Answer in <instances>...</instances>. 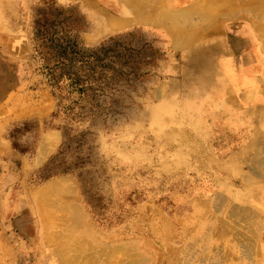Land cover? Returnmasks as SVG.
Masks as SVG:
<instances>
[{
	"label": "rangeland",
	"instance_id": "1",
	"mask_svg": "<svg viewBox=\"0 0 264 264\" xmlns=\"http://www.w3.org/2000/svg\"><path fill=\"white\" fill-rule=\"evenodd\" d=\"M236 3L195 0L189 35L182 25L176 36L193 38L203 23L217 30L174 48L165 28L141 24L89 37L96 26L80 0H0V264H61L56 250L68 252L69 242L84 239L90 247L95 232L113 244L160 232L189 234L191 242L202 233L214 242L200 253L189 245V264H264L251 236L252 258L239 253L236 231L224 220L250 234L234 224L228 206L223 212L202 202L212 191L251 182L253 119L243 111L249 106L240 110L228 102L230 84L217 65L232 52L220 47L224 55L212 54L198 70L191 61L227 37L226 29L239 33L249 43L245 51L251 50V34L241 22L222 19ZM53 7L73 14L72 32L84 48L110 49L122 71L106 79L95 108L64 110L69 97L57 96L42 68L34 20ZM51 160L72 168L48 174ZM196 200L200 205H193ZM69 206L83 215L77 227ZM144 247L147 256L157 252L156 246Z\"/></svg>",
	"mask_w": 264,
	"mask_h": 264
},
{
	"label": "bare ground",
	"instance_id": "2",
	"mask_svg": "<svg viewBox=\"0 0 264 264\" xmlns=\"http://www.w3.org/2000/svg\"><path fill=\"white\" fill-rule=\"evenodd\" d=\"M138 2L139 1H137V3ZM143 2L145 1L142 0L141 4ZM236 2H237L236 6H234L233 8H229L230 12L225 13L222 19L224 23L238 20V22H241L240 27L245 28L244 30H247L248 33L251 34L252 43H250L251 50H249V56H248L249 58L247 60V56L245 54L240 53L237 55L236 64L231 63L229 58L227 59L220 58L218 60V66L222 69L225 79L227 82H229L230 85L236 86L238 85V83L240 84L241 77L243 76L247 77L248 84H250V88H249L251 91L249 95L250 100L256 103L255 104L256 125L254 131L255 134L254 138H255V150L257 155H259L256 161L254 160L256 162L254 164H256L258 167L256 170L257 175L263 176L264 160L259 157L264 152V0H236ZM145 3L147 4V2ZM166 16L171 17L172 15L168 14ZM239 47L241 48V45ZM216 51H217L216 49H212L208 54L209 62L211 60L212 54H214ZM250 58L254 60V63L252 62L251 65H245V63H247L246 60L249 61ZM234 70L236 72H234ZM45 190L46 188L43 190V192ZM222 201H223V197L218 194L214 200L216 206L215 205L213 206L219 208ZM69 207H70L69 218L71 221V225L77 227L80 224V222H82L83 215L79 210V208L73 206H69ZM249 214H254V212L249 211L248 209H245L244 207H240V206H232L229 210V215L231 218L235 216L245 217L246 215L248 216ZM240 219L246 220L244 218H240ZM262 219L264 220V218ZM263 220H261V222ZM263 223L264 221L261 224ZM257 224L255 222L256 227ZM257 235L258 234H256L255 237H258ZM102 236L105 235L102 233L95 232L92 239L93 241L89 240L92 244L90 245V247L88 246L86 239L82 240L80 243L77 244L71 242L67 244L66 242V244L71 248V250H68V252L65 251V253L67 252V254L69 253L70 255L66 257L64 256L65 254L64 252L60 250H56V252L58 251L57 255H61L59 258V262L61 264H68L71 261L73 262L75 261V264H189L190 246L194 249L192 250L194 253L195 252L200 253V251H205L206 249L207 250L210 249L211 243L214 242V241L211 242L213 238L211 240V237H209V235H205L202 233H198V235H195L192 238L191 242H189V234H184V233H166V232H162V233L160 232L155 234L141 233V235L137 236L135 239H127L126 241L121 239L122 241L121 240L120 242L116 241V243L114 244L103 241V239H107V237L102 238ZM250 236L248 234H244L243 232L237 233L236 231V233L232 235V239L236 241L238 248H241L239 253L241 254L243 253L244 255L250 256L252 258L254 239L252 240ZM64 237L65 236L62 235V238ZM255 244L258 245L257 243ZM144 245H148L150 247L156 246L157 252H155L154 254L150 253L151 254L150 256L141 253V251H145L146 253H149L146 250L148 248L145 249ZM220 247L218 246L215 247L217 253H220L222 251ZM213 249L214 248H212V250ZM73 251L75 252V254H73ZM119 253H121L122 255ZM117 254L119 255L116 256Z\"/></svg>",
	"mask_w": 264,
	"mask_h": 264
},
{
	"label": "crops",
	"instance_id": "3",
	"mask_svg": "<svg viewBox=\"0 0 264 264\" xmlns=\"http://www.w3.org/2000/svg\"><path fill=\"white\" fill-rule=\"evenodd\" d=\"M99 1H103V0H80V2L82 3V7L87 11V14L91 20V23H93L96 26V32L92 36H89L92 38L99 37L100 35H103L106 32L109 33V32H113V31H119V30H124V29L130 28L133 24H141V25H145V26H153L156 28H162V27L165 28L166 33L172 39L173 47L177 48L178 46H175V43L178 41L185 42L181 46H184L185 44H188V43H195L196 41H198L200 39V37L203 38V37H205L206 34L215 32L217 30V28H216V29H214V31H211L210 27L207 28V26H205L203 23L201 25H198L197 31H196V36H194L193 38L189 39L190 36H185L182 38H179L176 36L177 30L179 28H181L182 25H183V28L187 31V34L189 35V8H190V5L195 2V0H148L150 2L149 4H146L145 2H147V1L143 0V1H145L142 3L143 5L141 4L142 0H137V1H139L138 3L136 0H111L115 3V6H111V4L106 3V5H107L106 8L104 6L102 7L98 3ZM166 5H169L172 8H169ZM116 7L119 9H117ZM120 9H122V10H120ZM113 11H114V13H113ZM164 12L169 13L172 16L171 17H165V16H163ZM182 13L186 14V15L185 16H178L177 15V14H182ZM226 30H225V33L227 34L226 35L227 37H225L221 41H216L215 43H210V46H209L208 50L206 51V54L194 55L191 58V61L193 64L192 65L193 69L198 70L199 68L202 67V65H200V62L206 61V58H208V54L210 53V51L212 49L217 50L215 53L220 52V53H223V55H224L223 49L222 48L220 49V47H222V46H224V47L227 46L229 51L232 52L231 55H233V56L231 58H229L231 63L236 64L237 52H239L238 54H240V53L245 54L247 56V60H248L249 51L246 52L245 47L249 46V43L245 39H241V37H239V33H237L236 31L230 30V33H228L229 29H226ZM240 45H241V48L239 47ZM243 49H244V51H243ZM241 50H242V52H241ZM227 54L230 55V53H227ZM223 58L227 59L224 56H223ZM194 59H196V60H194ZM247 60H246L247 63H245V65H251L252 62L254 63V60H252L251 58L249 59V61H247ZM234 72H236V71L234 70ZM237 73H234V74H237ZM228 87L231 89V92H229V95H228L230 97V100L228 102L231 105L235 106L236 108L237 107L240 108V110L243 109V107L245 105H246V107L249 106V108L244 109L243 111L244 112L245 111L250 112L252 119H253L252 151H251V156L248 158V166H249V172H250L248 175L251 178V182L249 184L245 183V184H242L240 186L239 185L238 186L230 185V186L223 188L219 191H212V194H213L212 197L207 198L206 200H204L202 202L205 204L215 205L214 200H215L216 196L219 194L223 197V201H222L220 207L218 208V211H223V208L227 207V206H228L227 207L228 210H230V208L232 206H240V207H244L245 209H248L249 211H253L254 214H250L246 217H238V218L233 217L231 219L233 220L235 225L239 226L240 228L242 227L241 229L244 230V232L247 231L251 235L252 238H254L256 241H258V247L259 248L257 251L259 253H264V223L261 224L264 221L262 219V218H264V207H263L264 206V175L263 176L257 175L256 170L258 167L256 164H254V163H256L255 161H256L257 157L259 156V155H257L256 150H255V138H254V136H255L254 131H255V125H256V122H255L256 121L255 120V117H256L255 104L256 103H254L253 101L250 100L249 95H250L251 91L249 89L250 84H248L247 77H244V76L241 77V83L240 84L238 83V85H236V86L229 85ZM239 91H240V94L237 93ZM234 94L239 95L238 96L239 98L234 97ZM226 109H228V108H226ZM224 110H225V108H224ZM228 110H230V109H228ZM231 136H233V135H231ZM259 158L264 160V152L262 155H260ZM248 175L246 174L245 178H247ZM255 176L257 177V179ZM200 202L201 201L196 200L193 205L198 206V205H200ZM260 217H262V218H260ZM228 218H229V216H228ZM240 218H244L246 220H241ZM239 220H241V221H239ZM261 220H263V221L261 222ZM224 221H225V225L227 224L228 227H230V225H231L230 229H235L234 232L239 229V228L237 229V227L233 226V224H231V223L230 224L226 223V220H224ZM236 221H239L241 226ZM248 221H251V225L248 223ZM254 221L256 222V224L257 223L259 224V225L257 224L258 228L255 226ZM214 222H216V221L213 220V222H211V223H214ZM218 222H219V220H218ZM213 225H210L209 227H212ZM246 225H248V228H250V229L245 230L243 227ZM260 226H261V228H260ZM219 227H220V225L218 224L217 228H219ZM225 227H224V229H225ZM238 231H240V229ZM240 232H242V231H240ZM256 234H258L257 235L258 237H255ZM259 261L261 262L262 259L261 260L256 259V263Z\"/></svg>",
	"mask_w": 264,
	"mask_h": 264
},
{
	"label": "trees",
	"instance_id": "4",
	"mask_svg": "<svg viewBox=\"0 0 264 264\" xmlns=\"http://www.w3.org/2000/svg\"><path fill=\"white\" fill-rule=\"evenodd\" d=\"M72 16L53 7L40 12L34 20L36 48L42 68L57 96L61 100L69 97L63 106L68 112H72L75 107L82 109L81 104L97 107L108 84L106 79L122 73L113 65L108 51L110 49L101 47L91 50L81 45L77 34L72 32L76 25L75 20L70 19ZM63 91H67L64 96ZM64 135L67 136V133ZM59 167H63L61 171L65 172L72 165H53L51 160V164L45 168L46 173L51 174Z\"/></svg>",
	"mask_w": 264,
	"mask_h": 264
}]
</instances>
